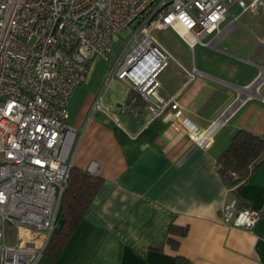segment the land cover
Listing matches in <instances>:
<instances>
[{
  "label": "crops",
  "instance_id": "obj_1",
  "mask_svg": "<svg viewBox=\"0 0 264 264\" xmlns=\"http://www.w3.org/2000/svg\"><path fill=\"white\" fill-rule=\"evenodd\" d=\"M229 11L206 44L191 45L171 29L187 48L198 46L190 61L173 48L184 66L197 67L195 79L186 82L171 63L159 74L158 91L176 97L179 118L172 109L152 118L141 95L128 108L130 85L106 80L109 58L91 59L68 122L78 131L72 165L97 161L102 181L56 259L41 254L34 264H264V160L238 191L226 186L217 163L238 128L264 137V9ZM184 119L199 129L212 123L207 145L194 144ZM232 196L261 210L252 229L222 222ZM171 225L186 232L172 233Z\"/></svg>",
  "mask_w": 264,
  "mask_h": 264
},
{
  "label": "built area",
  "instance_id": "obj_2",
  "mask_svg": "<svg viewBox=\"0 0 264 264\" xmlns=\"http://www.w3.org/2000/svg\"><path fill=\"white\" fill-rule=\"evenodd\" d=\"M232 5L255 12L264 0H0V264H34L55 227L78 136L68 122L69 101L91 59H108L113 36L136 25L106 80L126 81L152 118L168 109L179 118L176 97L158 91L160 72L176 58L153 32L172 28L192 45L206 44L203 37L221 31ZM179 65L186 82L199 73ZM99 106L97 98L92 107ZM184 122L194 144L207 145L212 126ZM86 170L99 175L101 165L91 161ZM261 213L245 197L221 207L224 224L244 229ZM7 227L15 230L10 241ZM30 229L44 231L40 243L24 238Z\"/></svg>",
  "mask_w": 264,
  "mask_h": 264
},
{
  "label": "trees",
  "instance_id": "obj_3",
  "mask_svg": "<svg viewBox=\"0 0 264 264\" xmlns=\"http://www.w3.org/2000/svg\"><path fill=\"white\" fill-rule=\"evenodd\" d=\"M139 99V93L131 88L127 99L128 108H134ZM262 160H264V137L248 129L238 128L232 134L229 144L217 158L218 170L226 186L235 187V191H238L241 184L249 178ZM232 172L235 173V176ZM101 181L102 178L99 175H93L86 169L72 165L59 209L63 222L59 228H53L42 254L52 260L56 259L90 206ZM169 231L182 235L186 232V228L171 225ZM171 242L176 246V241L171 240Z\"/></svg>",
  "mask_w": 264,
  "mask_h": 264
},
{
  "label": "rangeland",
  "instance_id": "obj_4",
  "mask_svg": "<svg viewBox=\"0 0 264 264\" xmlns=\"http://www.w3.org/2000/svg\"><path fill=\"white\" fill-rule=\"evenodd\" d=\"M136 29L137 28H136V25H135L133 27H129L127 29H123V30H121L120 32H118L117 34H115L113 36V38H112V46H111V50H110L109 57H108L110 59V62L115 60V58L119 54L123 44L129 39V37L135 32ZM171 29L172 28H169V29H155L153 33L158 38V40H160V42H162V44L165 47H167V49L175 56L176 60L175 59L170 60L169 63L176 64L179 68H181L180 65H179V64H182L181 61H180L181 59H179L180 57L177 56V54H176V52H175V50L173 48H177L179 50L182 49V52L185 55H187L188 60L190 61V60H192V55L194 56L195 59H197V57H198V46L194 47L193 50L191 48H187L184 45V43L182 42V40L173 32L174 29L173 30H171ZM180 37H182V36H180ZM182 38L186 42L191 44L187 37H182ZM185 81H186V79H185ZM211 124L212 123H210L209 125H211ZM209 125H207V126H209ZM236 198H240V197L236 196ZM14 231L15 230L12 229L11 227H7V239H8V241H10L11 239L14 238L13 237ZM27 232H28L29 237L31 239H35V241L38 242V243H40L43 240V238H44V231H42V230L30 229Z\"/></svg>",
  "mask_w": 264,
  "mask_h": 264
},
{
  "label": "water",
  "instance_id": "obj_5",
  "mask_svg": "<svg viewBox=\"0 0 264 264\" xmlns=\"http://www.w3.org/2000/svg\"><path fill=\"white\" fill-rule=\"evenodd\" d=\"M63 219L60 217V212L57 213L56 215V224H55V229L59 228V226L62 224Z\"/></svg>",
  "mask_w": 264,
  "mask_h": 264
}]
</instances>
